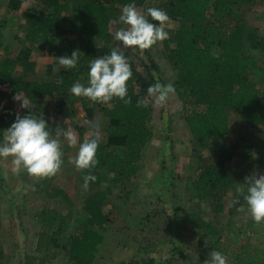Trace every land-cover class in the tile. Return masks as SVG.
Returning <instances> with one entry per match:
<instances>
[{
	"label": "trees",
	"instance_id": "obj_1",
	"mask_svg": "<svg viewBox=\"0 0 264 264\" xmlns=\"http://www.w3.org/2000/svg\"><path fill=\"white\" fill-rule=\"evenodd\" d=\"M36 7L26 10L27 34L22 49L16 56L0 61V83L7 84L10 92H0V97L13 101L18 93L30 97L31 112L49 120L53 115L69 118L73 112L66 100L74 82L87 79L89 61L109 53L101 41L112 37L113 24L117 20L118 7L131 0H38ZM264 0H165L160 9L166 11L176 29L167 30L166 58L177 73V87L184 101V120L194 145L209 148L230 135L229 112H236L240 120L252 129L264 127V82L249 81L258 69L259 48L264 50V38L242 25L243 10ZM148 0H135L137 8H143ZM21 0H10L8 9L18 12ZM67 27L76 32L77 44L69 53L79 50L76 68L66 69L58 63L51 64L44 80H29L19 74L33 71L32 54L35 47L47 43L49 36L56 39L66 34ZM6 22L0 21V48L5 46ZM173 45V47H170ZM133 76L128 81L129 103L113 98L101 108L108 122L109 134L101 139L96 159L97 165L84 170L85 175L96 177L89 185L99 187L104 181L123 186L137 179L141 160L153 138L151 128L152 105L147 95L149 85L155 82L159 71L154 62L142 63L147 75L138 70L135 61H129ZM54 69H57L54 71ZM145 100L147 106H137ZM16 101V100H15ZM54 103L51 110L46 104ZM101 105V103H98ZM28 115L29 110L6 108L0 117V136L15 121L17 115ZM91 138V137H90ZM255 144L235 143L219 152L215 163L201 168L185 185L192 201L209 202L215 215L225 211L226 198L235 186L232 168L229 166L235 152H241L238 177L245 179L264 173V140ZM255 149L258 151H255ZM66 158L63 156V165ZM62 165V167H63ZM61 167V168H62ZM112 193L111 188L91 195L85 203L88 217L83 220L73 210L74 203L62 189L53 187L47 196L60 198L71 210L62 214L57 210L43 209L37 218L41 228L38 236L37 256H26L22 264H48L58 256L57 249L66 252L69 264H96L99 247L104 241L109 216L103 207ZM237 199L235 195L234 200ZM243 197L235 208L243 205ZM197 229L203 231L200 245L205 239H214L217 250L224 253L230 264H264V248L250 240L257 237L264 243V222L252 218L244 225L228 221L224 228L213 222L196 220ZM226 241L220 247L222 240ZM219 245V246H218ZM5 252L0 246V264ZM118 264H156L155 259H133Z\"/></svg>",
	"mask_w": 264,
	"mask_h": 264
},
{
	"label": "rangeland",
	"instance_id": "obj_2",
	"mask_svg": "<svg viewBox=\"0 0 264 264\" xmlns=\"http://www.w3.org/2000/svg\"><path fill=\"white\" fill-rule=\"evenodd\" d=\"M9 1L0 0V21L6 22L7 27L4 30V45L9 48L8 51L4 47L0 48V61L7 56H16L22 49L28 27L26 10L39 4L38 0H21L20 10L14 12L8 9ZM164 1L148 0L147 4L138 10L146 12L149 7L160 8ZM122 8L118 7L117 23L112 25V37L108 41L100 42V45L105 46L109 52L117 43L113 38L114 32L122 27L118 22ZM242 25L248 30L256 32L261 39L264 38V2L259 1L251 8L243 10ZM176 28L177 24L169 20L166 30ZM77 37L76 32L71 30L70 27H67L66 34L56 39L49 36L47 43L42 42L35 47L32 54V60L35 63L34 70L25 72V67L21 65L18 67V73L25 74L24 76L29 80L46 79L48 67L57 63V57L69 53V48L77 44ZM166 40L145 50L143 55L140 51L125 50L129 61H135L140 72L147 75L142 63L154 62L159 67V71L154 75L155 82L172 83L176 89L174 94L169 95L167 103L161 106L154 105L150 97L153 109L151 114L153 138L145 157L147 160L154 157L157 162H160V156L167 157L165 165L158 163V166L151 169L152 173L159 174L161 178L159 180L148 178V181L151 180L152 185L147 183V179H143L144 176H142V178H137L123 186L114 185L111 181H104L99 187L89 185L85 189L83 187L85 171H78L73 160L78 151L79 143L94 134L89 126V121L100 124L101 139L103 141L107 140L109 126L100 110L108 103H101L100 105L88 98L76 97L71 92L67 93L65 96L67 102L75 108L74 110L70 109L73 112L71 116L62 118L53 115L47 121L53 128L59 125L65 129L71 128L77 135L78 143L75 147H69L66 143L63 145V156L66 161L55 175L44 178L29 176L23 169L18 172L13 170L11 157L0 159V246L3 247L5 252L3 264H22L26 256H37V241L41 231L37 215L43 209L57 210L62 214H66L71 210L60 198H48L47 193L53 187L60 188L69 195L74 203L73 210L83 220L88 217L87 212L84 211L86 200L96 192L111 188L112 193L108 195V200L103 207L105 214L109 216L107 231H105L106 240L104 239L105 241L100 247L103 253L99 254L97 264H118L122 262H117L120 258L116 257L119 247L121 251L124 250V248L121 249L122 246L127 251L137 250L139 254H142V250H144L142 246L150 245L151 238L154 242L158 241L160 237L158 233L163 237V229H167V222L173 219H185L190 221L191 224L196 223V220L205 219L213 222L216 227L224 228L228 221L244 225L248 219L252 218L245 203L240 208H235L236 203H234L238 183L245 182V179L238 177L240 151L235 152V156L229 165L232 168L235 186L226 198V207L223 213L215 215L209 202L192 201L191 197L186 195L183 187L189 177L196 176L201 168L215 163L219 158V152L224 147H229L235 143L255 144L261 147L264 140V127L259 129L248 128L236 112H229L230 135L226 140L216 142L209 148L194 145L184 120V101L181 90L177 87V75L166 58ZM170 47H173V45H170ZM255 54H258L259 69L249 77V81L263 83L264 50L259 48ZM81 83L86 84L87 79ZM5 100V98L0 97L1 115L6 108H10L7 106V101L11 103L12 108L22 111L20 102ZM46 105L51 110L54 109L53 101ZM255 151H258V149H255ZM169 170L173 171L172 182L171 179L166 178ZM256 175L260 176L264 173H257ZM146 227H150L155 232L152 235H145ZM202 233L203 231L200 234ZM213 240L211 238L205 239L201 249L210 252L212 250L222 252L217 250ZM225 241L226 239L222 240L219 244L220 247ZM249 241L264 248V243L257 237H252ZM199 243H201V240H199ZM198 244L195 243V246L197 245L196 249H199ZM107 251L113 253L109 256L105 255ZM56 253L58 255L56 259L48 262V264H69L64 250L59 248ZM145 254L144 256H146ZM204 261H200V264H204ZM228 264H230L229 261Z\"/></svg>",
	"mask_w": 264,
	"mask_h": 264
},
{
	"label": "clouds",
	"instance_id": "obj_3",
	"mask_svg": "<svg viewBox=\"0 0 264 264\" xmlns=\"http://www.w3.org/2000/svg\"><path fill=\"white\" fill-rule=\"evenodd\" d=\"M118 22L122 27L114 32L116 45L109 53L89 61L87 83L74 82L70 89L74 96L97 103H108L113 98L129 103L128 81L133 71L125 50L140 51L143 55L145 50L169 38L166 30L168 13L158 7H149L146 12H142L138 10L135 0H131L121 9ZM109 23L116 24L117 21ZM79 53L76 50L70 56L57 57L58 65L66 69L76 68ZM175 91L174 84L157 81L149 85L147 95L154 105L161 106L167 103L169 95ZM14 100L20 102L22 109L29 110V114H18L0 136V159L11 157L13 170L18 172L23 169L29 176L44 178L55 175L63 165V145L66 143L69 147H75L78 143L76 133L60 125L53 128L43 115H33L30 97H21L17 93ZM137 106L146 107L147 102L138 100ZM89 126L94 134L79 143L73 160L78 171L90 170L98 163L96 156L101 143L100 124L89 121ZM95 179L90 173L85 175L83 187L87 189L89 182ZM236 193L234 203H239V197L242 196L252 219L258 223L264 222V175L245 177L244 183H238ZM204 264H228V259L222 252L212 250Z\"/></svg>",
	"mask_w": 264,
	"mask_h": 264
},
{
	"label": "crops",
	"instance_id": "obj_4",
	"mask_svg": "<svg viewBox=\"0 0 264 264\" xmlns=\"http://www.w3.org/2000/svg\"><path fill=\"white\" fill-rule=\"evenodd\" d=\"M26 37V36H25ZM176 73V72H175ZM177 75V73H176ZM7 101V99L5 100ZM7 106L12 108V105L9 101H7ZM71 110H74L75 108L73 106H69ZM1 115V112H0ZM151 143V142H150ZM152 144V143H151ZM149 144V145H151ZM148 145V146H149ZM147 148L145 149L144 152V157L141 160V171L138 174L137 178L140 179L142 178V176H144L143 179H155V180H159L160 175L157 174L155 175V173L151 172V169L155 168L156 166H158L159 164L165 165L166 158L164 157H159L160 162H157L156 159H154V157H152L151 159L147 160L145 155L147 154ZM163 167V166H162ZM173 171L169 170L167 173V177L168 179H171V182L173 180ZM152 174V175H150ZM154 174V175H153ZM151 180L148 181L147 183H151ZM169 183V182H168ZM150 185V184H148ZM148 185H146L148 187ZM152 185V183H151ZM150 185V186H151ZM169 187V185H168ZM183 190H185V186L183 187ZM186 195H188L186 193ZM177 210L179 208H176ZM181 211V209L179 210V212ZM167 229H163V237L161 236L160 233H158L159 240L155 241L151 238V242L150 245L147 244V246H142L144 248V250H142V254H139L137 252V250H134L133 252L127 251L125 250V247H121L124 248V250H117V258H120V260H117V262L119 261H130L133 259H148V258H153L156 261V264H200V261L203 262V260H207L209 258V253L210 251L207 250H202L200 243L198 244L200 237H201V230L197 229L195 223L191 224L190 221L185 220V219H173L167 222ZM151 227V226H150ZM149 228H145L144 234L145 235H152L155 231L153 229ZM165 228V226H164ZM167 235H166V234ZM105 239V238H104ZM106 240V239H105ZM104 240V241H105ZM103 241V242H104ZM195 243L198 244V248L196 249ZM103 245V243L101 244V246ZM100 246V247H101ZM99 247V252L96 256V258L98 259L99 254L103 253L101 252V248ZM161 247V248H160ZM132 250V248H131ZM163 250V251H161ZM145 251V253H143ZM113 252L110 253V251H107L105 253V255H110ZM138 253V254H137ZM144 254L146 256H144ZM139 255V256H138ZM97 259H96V264H97Z\"/></svg>",
	"mask_w": 264,
	"mask_h": 264
},
{
	"label": "built area",
	"instance_id": "obj_5",
	"mask_svg": "<svg viewBox=\"0 0 264 264\" xmlns=\"http://www.w3.org/2000/svg\"><path fill=\"white\" fill-rule=\"evenodd\" d=\"M1 91H4V92H10V87H9V85L0 83V92H1Z\"/></svg>",
	"mask_w": 264,
	"mask_h": 264
}]
</instances>
